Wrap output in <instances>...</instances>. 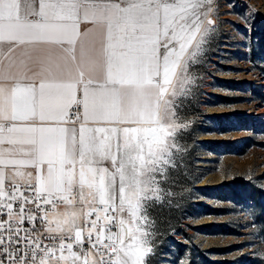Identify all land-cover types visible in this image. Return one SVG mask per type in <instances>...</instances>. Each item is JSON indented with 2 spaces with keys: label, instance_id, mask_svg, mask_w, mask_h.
Here are the masks:
<instances>
[{
  "label": "snow or ice",
  "instance_id": "snow-or-ice-1",
  "mask_svg": "<svg viewBox=\"0 0 264 264\" xmlns=\"http://www.w3.org/2000/svg\"><path fill=\"white\" fill-rule=\"evenodd\" d=\"M212 2L0 0V264H148Z\"/></svg>",
  "mask_w": 264,
  "mask_h": 264
},
{
  "label": "rangeland",
  "instance_id": "rangeland-1",
  "mask_svg": "<svg viewBox=\"0 0 264 264\" xmlns=\"http://www.w3.org/2000/svg\"><path fill=\"white\" fill-rule=\"evenodd\" d=\"M148 264H264V0H213Z\"/></svg>",
  "mask_w": 264,
  "mask_h": 264
},
{
  "label": "built area",
  "instance_id": "built-area-1",
  "mask_svg": "<svg viewBox=\"0 0 264 264\" xmlns=\"http://www.w3.org/2000/svg\"><path fill=\"white\" fill-rule=\"evenodd\" d=\"M75 111H77L76 108H73V109L70 110V112H75Z\"/></svg>",
  "mask_w": 264,
  "mask_h": 264
}]
</instances>
